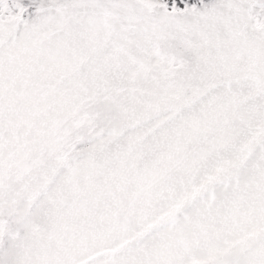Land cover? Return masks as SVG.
I'll use <instances>...</instances> for the list:
<instances>
[{
	"label": "snow or ice",
	"instance_id": "snow-or-ice-1",
	"mask_svg": "<svg viewBox=\"0 0 264 264\" xmlns=\"http://www.w3.org/2000/svg\"><path fill=\"white\" fill-rule=\"evenodd\" d=\"M0 264H264V0H0Z\"/></svg>",
	"mask_w": 264,
	"mask_h": 264
}]
</instances>
